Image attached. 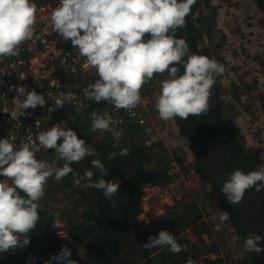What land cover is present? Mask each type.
I'll return each instance as SVG.
<instances>
[{"label":"clouds","instance_id":"1","mask_svg":"<svg viewBox=\"0 0 264 264\" xmlns=\"http://www.w3.org/2000/svg\"><path fill=\"white\" fill-rule=\"evenodd\" d=\"M195 3L196 0H59L52 8L47 27L71 42L85 58V67L95 69L97 79L83 90L87 99L96 103L106 101L134 115L133 110L141 103L143 85L161 76L154 104L159 119L164 123L176 118L187 120L208 113L216 78L226 72L223 63L191 52L186 39L175 35L185 28L186 17ZM36 19L35 0H0V60L18 56L21 45L33 40ZM9 90L15 92L14 110L9 113L12 120L18 121L31 114L27 109L44 107L47 103L45 94L28 90L23 84L9 85ZM64 102L61 93L55 99L56 108H62ZM90 120L88 131L112 134L115 150L107 155V160L128 155L129 149L119 146L121 133L112 127L110 115L92 111ZM16 126L20 127L19 123ZM40 148L54 150L55 160L50 163L38 159ZM87 157L97 158L90 161L91 168L74 179V184L94 188L110 199L120 189V183L105 179L108 169L98 158L96 149L73 128L54 124L39 131L35 140L29 137L28 142L19 146L8 136L0 138V177H3L0 179V253L29 244L28 234L41 220L39 201L45 195L49 178L59 182L70 173L75 177L72 165ZM94 170L99 171V176ZM253 188L257 192L264 189V167L247 173L235 169L220 191L227 203L234 204L243 198L246 190ZM60 215L59 211L51 213L53 226L60 223ZM219 219L227 220V212ZM65 231L68 237L62 241L72 240ZM143 248L148 251L167 248L180 253L186 246L165 228L149 235ZM243 249L257 254L264 252V237L249 234L243 241ZM71 256V249L62 246L51 260L57 264H77ZM185 264H197V261L189 257Z\"/></svg>","mask_w":264,"mask_h":264},{"label":"trees","instance_id":"2","mask_svg":"<svg viewBox=\"0 0 264 264\" xmlns=\"http://www.w3.org/2000/svg\"><path fill=\"white\" fill-rule=\"evenodd\" d=\"M258 8L264 15V0H255ZM199 6V0L192 5V11L186 17L185 28L178 30L175 35L183 37L189 44L191 52L208 55L207 51L197 48V34L192 23L191 17ZM264 24V18H263ZM217 81V80H216ZM210 97V110L207 114L201 116H190L187 120L176 118L174 121L177 127L178 137L193 150L195 159L193 161V170L195 179L208 183L210 187L217 192L223 210L227 212L230 224L235 228L237 235L244 241V233L239 225L238 218L226 203L221 191L213 180L208 176L202 167L198 149L202 146L212 149L217 154H222L235 161L244 170L245 173L257 170L264 159L260 157V150L245 151L239 139V136L225 122L224 106L221 100L218 83L212 88ZM111 105L106 101L91 104L88 109L99 106L104 108ZM78 136L83 138L87 144L92 145L96 151H99L98 158L108 169V175L114 179V182L120 183V189L110 199H105L102 192L94 188H85L88 190L82 202H75L78 207L88 205L84 208L82 216L84 223L78 224L69 234L77 244L82 245L85 251V258L88 264H140L139 260L144 259L147 264H185L191 257L198 262L202 248L190 245L180 253H172L167 248H154L151 251L143 248V243L147 242L149 235H154L161 229H168L183 245H189V241L184 239L181 229L187 227L185 221L188 219L185 213L196 209V204L192 201H177L175 205L169 207L162 217L155 218L151 222L138 220L140 212L139 201L141 197V188L145 184L164 185L170 178L166 176L165 168L167 166L166 155L163 151L158 152V161L161 163L159 169H152L147 165L156 156L155 148L157 144L146 146L137 145L136 142L119 141L120 147H127L129 153L126 156H117L112 160H107V155L114 151L112 145L114 140L109 139L103 143L92 144L91 139L75 128ZM136 134V132L134 133ZM50 151H53L50 149ZM97 157H87L79 163L72 165L74 172H79L77 178L82 175L85 169L91 168L90 161ZM155 168V167H154ZM99 176V171L94 170ZM71 174V173H70ZM69 174V175H70ZM68 176L63 178L64 187L70 186L71 182ZM191 179V178H190ZM192 180V179H191ZM261 200V207L264 213V189L258 192ZM76 208V207H75ZM41 220L37 223L28 235L30 242L23 248H17L15 251L0 253V264H57L51 257L58 254L64 245L56 235L57 226L52 225L53 217L51 213L40 211ZM196 217L189 222H196L203 217L199 210L195 211ZM23 241L24 236H21ZM197 264H222L221 260L211 261L203 259ZM240 264H264L256 260L254 252L243 259Z\"/></svg>","mask_w":264,"mask_h":264},{"label":"rangeland","instance_id":"3","mask_svg":"<svg viewBox=\"0 0 264 264\" xmlns=\"http://www.w3.org/2000/svg\"><path fill=\"white\" fill-rule=\"evenodd\" d=\"M229 1L230 12L226 9V13L220 14L216 12L217 7H214L215 3L212 0H200L198 6L200 10L198 13L195 11L197 14L196 20H192V17L191 20L193 25L196 24L197 27H200L203 35L208 38V41L205 42L211 48V51L216 54L215 59L223 63L226 68L223 77H217L218 83L221 84L224 92V97L228 98V101L233 100L239 103V108L245 113V118L241 121L240 127L242 134L238 135L244 150H260L262 157H264V54H261L264 46L263 19L259 14L249 13L248 10L252 5L247 0ZM217 25L220 26L219 29L216 28ZM196 32L199 35L197 30ZM226 53L229 54L228 59L225 55H222ZM222 81H226V83ZM238 86L243 91L246 90V95L238 92ZM229 111L232 113L235 109L230 108ZM91 112L88 109V111H83L78 116L72 117L69 120L71 128L74 129V124H76L75 128L86 134L94 145L113 139L111 132L88 131L91 124ZM247 115L249 116L247 117ZM169 133L167 138L161 141L162 143L157 144L155 148L156 156L147 167L160 168L161 163L157 160V154L160 151H163L166 155L164 162L167 161V165L171 160H175L180 166L183 179H169L166 184L161 186L174 184L177 201H192L196 204V209L185 213L186 218H188L185 221L187 227L181 229L182 234L187 231V236H191L194 246L207 248L205 257H208V260H221L222 264H240L250 252L244 251L241 237L237 235L229 219L223 222L220 221L219 217L225 211L217 192L212 188L209 189V185L204 183L199 186H197L198 184L194 185V183L185 186L186 177L191 174L193 157L185 148L186 143L181 145L175 141L171 132ZM120 140L122 141V139ZM135 140L137 145H141L146 140V136L145 140L139 141L137 138ZM191 151L193 152V150ZM37 158L52 163L55 160V152L49 149ZM56 163L59 165L62 162ZM257 168H259V165ZM81 173L83 174V172ZM78 174L79 172H75V177L73 174L69 175L68 180L71 185L67 187H64L63 179L57 182L49 178L45 186V195L39 201L40 211L45 210L49 213L59 211L61 213L60 223L64 225L67 232H72L80 223L87 224V222L84 223L85 218L82 216L84 214L82 212L84 208H88V205L77 208L75 203L76 201L77 203L82 202V198L88 193V190L84 187L74 184V179L77 178ZM0 178L3 179V177ZM105 179L115 181L108 173ZM79 191L84 195L78 193ZM196 210H199L203 218L196 222H189L196 217ZM183 237L186 239L185 236ZM186 240L189 241V245H186V247H189L192 241L189 238ZM204 253L203 251L200 252V254ZM81 256L83 257V255ZM71 259L81 262V260L78 261L72 256Z\"/></svg>","mask_w":264,"mask_h":264},{"label":"built area","instance_id":"4","mask_svg":"<svg viewBox=\"0 0 264 264\" xmlns=\"http://www.w3.org/2000/svg\"><path fill=\"white\" fill-rule=\"evenodd\" d=\"M37 4V19L35 35L32 41H26L21 45L18 56L5 57L0 60V138L7 137L19 146L22 142H28L31 137L35 140L39 131L46 130L54 124L60 127H70L69 120L78 113L88 109L96 103L87 99L84 89L97 79L94 68L85 67V58L79 55L70 41L63 40L57 33L51 32L47 27L52 8H55L59 0H35ZM23 84L28 90L35 89L38 93L45 94L47 103L44 107L27 109L31 113L20 117L18 121L12 120L10 112L14 110L12 98L14 90H9V85ZM63 93L64 105L57 109L55 99ZM141 103L134 109V115L127 110L116 109L113 105L101 108L95 106L91 111L100 114L107 113L112 117V127L121 133L120 139L129 130L130 124L141 129H150L147 146L161 140L164 126L161 123L153 125L145 115L149 100L141 96ZM19 123L20 127H17ZM49 149L40 148L37 157ZM165 173L171 180L183 179L180 166L175 160H171L165 168ZM1 179V178H0ZM185 180V179H184ZM189 183V180H185ZM177 202L174 184L161 186L158 184H145L141 188L139 201L140 212L138 220L146 223L165 215L167 209ZM56 235L59 239H67L68 235L64 225H56ZM140 264H147L144 259Z\"/></svg>","mask_w":264,"mask_h":264},{"label":"crops","instance_id":"5","mask_svg":"<svg viewBox=\"0 0 264 264\" xmlns=\"http://www.w3.org/2000/svg\"><path fill=\"white\" fill-rule=\"evenodd\" d=\"M212 1L215 3L214 7H217L216 8V12H218L220 14H223V13H226L225 12L226 9L230 12L231 6L229 5V3H230L229 0L228 1H226V0H216V1L212 0ZM247 2L251 3V5H252V6H250V8L248 10L249 13L259 14L262 17V19H263V12L258 8V6L256 4V1L255 0H247ZM199 4H200V0H199ZM199 10H200V7L196 10V12L198 13ZM196 12L192 16V20H196V17H197ZM194 25H195L196 30L199 33V38H198L199 48H206L207 50L210 51L211 58H216V54H214L211 51V48L206 43L208 41V38H206V36L203 35V31L200 30V27H197L196 24H194ZM219 27L220 26H218V25L216 26L217 29H219ZM243 47H244V44H243ZM261 51H262L261 54H264V46H263V49ZM222 55H225V57L227 59L229 58V54L228 53L222 54ZM160 79H161V76H155L151 81L145 83L143 85L142 89H141V96L147 97V99L149 100V103H148L147 108H146L147 112L145 113V115L149 118L150 122L153 125H157V123H161L164 126V121L159 119L157 111H156V109L154 107L155 100H156V94L159 91V81H160ZM218 86H219V91L221 93V96H222V98L224 100V104H225V110H224V113H223L224 118H225V122L228 125H230L239 135H241L242 134V131L240 129L241 124H242L241 121L244 120L245 113L243 112V110L241 108H239V106H238L239 103H237V102H235L233 100L228 101L229 99L224 97V92H223V90L221 88V84L220 83H219ZM245 91L246 90L243 91L242 88H240L238 86V92L243 93V95H246ZM144 94L145 95L147 94V96H145ZM230 108L235 109V111L230 113V111H229ZM83 111H88V109L83 110ZM82 112L78 113V115L81 114ZM248 116L249 115H247V117ZM172 123H173V121H165V124H166L168 130L171 132L172 136L174 137L176 135V128L175 129L172 128V125H173ZM263 124H264V122H263ZM126 132L127 133L124 135V138H122V141L131 140V141L136 142V140H135L136 138H137V140L141 141V140H145V136H146V140L144 141L143 144L147 146V139L149 138V135H150L148 131H146L145 129L138 128L134 124H130L129 130L126 131ZM135 132H136V134H134ZM130 134H131V136L129 137ZM103 135H106V134H103ZM161 141H162V138H161V140H158L157 142L153 143L152 145L160 144V143H162ZM97 153H99V151H97ZM260 157H261V159H264V157H262L261 153H260ZM262 164H264V161L260 163L259 168L264 167V165H262ZM259 168H257V170ZM186 179L191 181L190 184L191 183H194V185L198 184L197 186L202 184L201 180H198V179H195V180L192 179L191 180L189 176H187ZM186 185H189V183H185V186ZM207 185H208V183H207ZM208 188L210 189V186ZM182 235L185 236L186 239L189 238L192 241L191 245H193L194 241L191 239V236H187V231H185V233L182 234ZM68 242H69V244H68ZM64 245H66L67 247H69L71 249L73 258H76V260H78V261L81 260V262H77V264H88V262L86 261V258H85V251H84L82 245L77 244L73 238H72V240L64 242ZM202 249H203L202 251L205 252V253L199 255L200 256L199 259H198L199 262L202 261L203 259H207L208 258V257H205L206 252H207L206 251L207 248H203L202 247ZM81 255H83V257Z\"/></svg>","mask_w":264,"mask_h":264},{"label":"water","instance_id":"6","mask_svg":"<svg viewBox=\"0 0 264 264\" xmlns=\"http://www.w3.org/2000/svg\"><path fill=\"white\" fill-rule=\"evenodd\" d=\"M172 124H173L172 128L173 129L176 128V135L173 138H175L176 142L180 143L181 145H184L183 143L185 142L183 141V139L178 137L177 127L175 126L174 121ZM169 132L170 131L166 126L163 132L164 134L163 139L167 138ZM184 146H186L185 148L191 153L190 154L187 152L193 157L192 159L193 162L195 159L194 154L192 153V151L190 150L187 144ZM198 152L203 169L210 176L213 182L218 186L219 190L222 184L224 183V181L228 179V175L230 172L234 171L237 168H239L244 172V170L240 167V165L237 164L235 161L231 160L230 158L222 154L215 153L212 149L208 147H200ZM190 173L191 176L189 175V177L195 180L193 165ZM204 184L207 185V183ZM222 195L226 201V198L223 193ZM227 204L238 218L239 225L244 233V238L248 237V235L251 233H256L264 237V213L262 211L259 194L257 191H255L254 188L246 190L243 198L239 202L234 204H229V203ZM254 254L256 260L259 263H264V252L259 254L254 252Z\"/></svg>","mask_w":264,"mask_h":264},{"label":"flooded vegetation","instance_id":"7","mask_svg":"<svg viewBox=\"0 0 264 264\" xmlns=\"http://www.w3.org/2000/svg\"><path fill=\"white\" fill-rule=\"evenodd\" d=\"M263 18H264V15H263ZM264 25V24H263ZM197 48L199 49V50H205V51H207V53H208V55H209V57H211V53H210V51L209 50H207L206 48H199V45H198V40H197ZM216 80H217V78H216ZM217 83H218V80H217ZM218 85H219V83H218ZM220 95H221V93H220ZM221 100H222V102H223V106H224V110H225V104H224V100H223V98H222V96H221ZM231 127V126H230ZM232 128V127H231ZM233 129V128H232ZM233 131L236 133V131L233 129ZM237 134V133H236ZM237 135H239V134H237ZM202 147H205V146H202ZM199 150V149H198ZM209 176V175H208ZM210 177V176H209Z\"/></svg>","mask_w":264,"mask_h":264}]
</instances>
